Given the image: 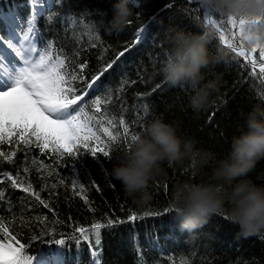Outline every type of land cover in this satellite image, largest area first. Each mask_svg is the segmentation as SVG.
I'll use <instances>...</instances> for the list:
<instances>
[{
	"label": "trees",
	"instance_id": "16d2710c",
	"mask_svg": "<svg viewBox=\"0 0 264 264\" xmlns=\"http://www.w3.org/2000/svg\"><path fill=\"white\" fill-rule=\"evenodd\" d=\"M114 3L115 0H54L38 16L36 27L43 37L39 48L51 43L48 54L53 60L65 59L62 74L72 72L78 77L71 85H64L75 88V95L82 98L72 115L83 108L80 119H90V126L98 131L96 120L102 113L105 121L113 119L116 128L112 130L121 138L117 143L119 150H112L110 158L102 154L93 157L90 152L68 156L51 147L41 152L39 145L43 142L30 133L28 144L20 141L19 132L10 141L6 137L0 143V152L16 155L14 163H0V223L11 235L19 233L17 239L26 246L30 238L41 237L26 247L25 254L33 257L44 249H57L49 240L64 239L65 245L59 248L63 264H92V252L99 254L96 264H264V237L238 238L239 226L221 215H214L204 227L188 233L180 230L174 211L164 212L170 208L173 185L208 180L212 164L198 169L189 159L171 166L165 162L167 176L151 184L153 199L144 205L128 196L121 182L111 175L113 164L124 157L128 145L133 143L131 135L145 133L147 125L156 118L178 124V136L195 141L197 149L211 150L217 159L223 158L233 136L244 129L247 114L254 108L264 109V74L258 68L254 74L250 64L245 67L243 58L218 43L215 30L205 22L200 2L139 0V7H132L123 30L112 32L107 22L113 17ZM12 9L18 12L27 30L29 0H0V31L4 34L1 13ZM169 26L196 33L212 30L208 48L221 60L202 71L206 80L219 77L220 86L209 106L199 112L190 106L192 89L184 84L169 85L159 72L169 47L165 38ZM224 27L227 33V25ZM125 48L128 51L124 56L105 71ZM80 64L86 65L82 71ZM97 76L98 87L89 88ZM68 98L74 96L69 94ZM98 98L102 102L101 113L95 111ZM121 118L128 126L127 138L124 126L118 123ZM103 138L107 140L106 136ZM5 173L22 187L13 186ZM249 175L256 184L264 185V159ZM75 178L78 182L73 188ZM79 183L84 184L83 191ZM29 185L30 191L24 192L23 187ZM33 193H38L48 207ZM133 213L137 219L129 220ZM97 223L104 226L99 230L100 245H95V232L91 230ZM78 228L86 229L88 241H83ZM0 239L10 241L2 232Z\"/></svg>",
	"mask_w": 264,
	"mask_h": 264
},
{
	"label": "clouds",
	"instance_id": "9594fccd",
	"mask_svg": "<svg viewBox=\"0 0 264 264\" xmlns=\"http://www.w3.org/2000/svg\"><path fill=\"white\" fill-rule=\"evenodd\" d=\"M201 5L212 15L243 18L244 47H264V0H201ZM132 7H139V0H115L108 30L122 31ZM211 35V29L196 33L175 26H169L165 34L169 47L159 72L169 85L192 89L190 106L195 112L209 106L220 86L219 77L206 80L202 71L221 60L209 51ZM177 130L178 124L152 120L113 164L112 177L137 204L144 205L153 199L151 184L167 176L165 162L171 166L189 159L198 169L212 164L208 180H187L172 187L169 206L180 230L193 233L214 215H221L239 226L238 238L264 237V185L249 175L264 159V109L254 108L247 114L244 129L233 136L230 150L220 159L211 150L197 149L195 141L181 138Z\"/></svg>",
	"mask_w": 264,
	"mask_h": 264
},
{
	"label": "snow or ice",
	"instance_id": "6c2138e0",
	"mask_svg": "<svg viewBox=\"0 0 264 264\" xmlns=\"http://www.w3.org/2000/svg\"><path fill=\"white\" fill-rule=\"evenodd\" d=\"M45 4L46 0H30L33 13L25 21L27 30L24 31L21 28V31L17 32L16 28H12L5 32L8 36L7 39H5V35H0V143L6 137L10 141L13 134L19 132L20 141L28 144L30 141L27 134L30 133L37 141L43 142L39 145L41 152L51 147L54 152L66 153L68 156H81L90 152L93 157L102 154L103 157L110 158L112 150H119L117 143L121 139L120 134L118 132L114 134L112 130L116 128V123L113 119L105 121L102 113L101 117L96 120V124L99 125L98 131L95 127L90 126V119H80L81 113L84 111L83 108H80L76 115H72V112L76 110L74 106H77V102L82 98L75 95V88L64 85H71L78 79L77 75L72 72L62 74L66 68L65 59L53 60V57L48 54V49L52 46L51 43L45 44L43 48H38L43 37L36 28V19L43 14ZM200 7L203 10L206 24L215 30L218 43L230 49L235 56L243 58L242 62H245V67L250 64L254 74L257 67L259 73L264 74V47H256L251 50L244 47L242 29L246 21L235 16H219L221 19L218 21L215 18L218 15H212L204 9L201 0ZM225 24L228 27L227 33ZM137 38L141 39L139 34H137ZM127 51L128 49L125 48L123 52H120L116 60L107 65L105 71L111 69ZM85 67V64L79 65L81 71ZM79 78L82 79V77ZM99 78V76L95 77L89 84V88L96 85ZM96 86L98 87V85ZM69 94H72L74 98L69 99ZM95 111L102 112V102L99 98L95 101ZM145 111H147V106H145ZM105 123L108 126H105ZM118 123L124 126V137L127 138L129 130L125 120L121 118ZM137 135H131L132 142ZM103 136H106L107 140ZM90 142H94V146H90ZM130 148L131 145H128V150ZM15 155V152L10 155L0 152V157L3 158L0 163L3 161L14 163ZM25 171L27 172L28 169ZM4 175L11 180L13 186L22 187L9 173ZM77 182L78 178L73 179V188L76 187ZM79 187L83 191L85 186L83 183H79ZM30 188L31 185L23 187V191L27 193ZM33 195L45 208L48 207V204L40 199L38 193H33ZM84 199L87 201V197ZM172 211L171 208L164 209L165 213ZM150 214L145 213V215ZM128 219H137V214L133 213ZM109 223L112 222L109 221ZM27 226L31 227V224L28 223ZM102 227L104 226L99 223L91 226V230L95 232V245H100L99 230ZM76 231L82 235L83 241L89 240L86 229L78 228ZM0 232L10 237L8 243L0 239V264H63V254L59 248L65 245L64 239L49 240L48 243H54L57 249L52 251L44 249L33 257L25 254L26 247H30L33 239H41V237L30 238L29 245L26 246L17 239L19 233L11 235L8 228L2 223H0ZM45 234H47V230H45ZM98 255L96 252L90 253L92 264H96Z\"/></svg>",
	"mask_w": 264,
	"mask_h": 264
},
{
	"label": "rangeland",
	"instance_id": "374dc122",
	"mask_svg": "<svg viewBox=\"0 0 264 264\" xmlns=\"http://www.w3.org/2000/svg\"><path fill=\"white\" fill-rule=\"evenodd\" d=\"M12 17V16H11ZM14 19L16 20V24H15V26L13 27V28H19V29H21V23H20V21H19V19H18V17H17V19H16V17L14 16ZM17 25H20V27H17Z\"/></svg>",
	"mask_w": 264,
	"mask_h": 264
},
{
	"label": "water",
	"instance_id": "95a60500",
	"mask_svg": "<svg viewBox=\"0 0 264 264\" xmlns=\"http://www.w3.org/2000/svg\"><path fill=\"white\" fill-rule=\"evenodd\" d=\"M193 2H200V0H192ZM258 68V67H257Z\"/></svg>",
	"mask_w": 264,
	"mask_h": 264
},
{
	"label": "bare ground",
	"instance_id": "6f19581e",
	"mask_svg": "<svg viewBox=\"0 0 264 264\" xmlns=\"http://www.w3.org/2000/svg\"><path fill=\"white\" fill-rule=\"evenodd\" d=\"M4 47V46H3ZM10 51V50H9ZM6 62V61H5Z\"/></svg>",
	"mask_w": 264,
	"mask_h": 264
}]
</instances>
